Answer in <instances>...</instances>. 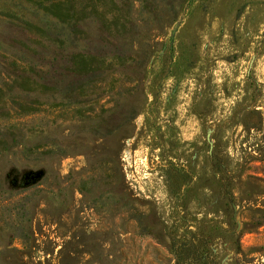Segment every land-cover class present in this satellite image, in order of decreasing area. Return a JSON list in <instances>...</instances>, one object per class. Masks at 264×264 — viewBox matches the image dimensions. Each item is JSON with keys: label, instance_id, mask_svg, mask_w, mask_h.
I'll list each match as a JSON object with an SVG mask.
<instances>
[{"label": "rangeland", "instance_id": "1", "mask_svg": "<svg viewBox=\"0 0 264 264\" xmlns=\"http://www.w3.org/2000/svg\"><path fill=\"white\" fill-rule=\"evenodd\" d=\"M122 1L129 37L94 18L87 40L59 49L33 28L55 20L42 0H0V88L13 89L0 129L18 139L0 173L27 197L30 229L12 238L14 209L0 208V264H264V0H158L175 23L145 22L150 0ZM128 48L141 56L117 83L94 78L81 104L55 107L67 55Z\"/></svg>", "mask_w": 264, "mask_h": 264}, {"label": "trees", "instance_id": "2", "mask_svg": "<svg viewBox=\"0 0 264 264\" xmlns=\"http://www.w3.org/2000/svg\"><path fill=\"white\" fill-rule=\"evenodd\" d=\"M44 3L41 4L44 12L51 15L55 20L47 29H38L32 25L27 27H33L38 33L53 36L54 41L57 42L58 48L61 49L65 46L67 40L71 42H81L87 40L88 33L84 30L83 26L85 22L89 19L98 20L100 28L98 32L104 34V36L114 40L119 41L121 38L129 37V31L126 30V25H132L136 28L135 20L132 18V10L129 5H126L121 0H42ZM120 1V2H119ZM179 2V0H172L173 2ZM160 1L150 0V3L146 5L145 14L147 19L144 20L148 22L150 16L154 21H164L169 23H175L180 17L177 8H169V11L165 8H157L156 5ZM153 5L150 7V5ZM182 3H177L180 5ZM46 6V7H45ZM127 7V9H125ZM156 7V8H155ZM171 14V15H170ZM166 20V21H165ZM46 32V33H45ZM76 48V47H75ZM132 49L128 48L126 51L122 50L120 52H129ZM130 54L135 56L125 57L124 54L121 56L109 55L107 52L102 51H90V50H79L73 51L67 55V67L64 69L65 73H59L52 79L51 84L55 86L54 93H56L59 98H54L55 107H61L65 104V101L69 99H74V104L79 105L81 101L78 97L83 96V89L87 84L94 82L93 79L97 78L99 81L103 82L110 79V82L117 83L115 78V71L120 64H128L129 60H138L140 54ZM117 59L121 63H117ZM144 60V59H143ZM142 62V61H141ZM115 80V81H114ZM21 81L24 84H28L33 87V90L43 89L46 90L45 83H41L40 80L36 81L30 76L22 77ZM16 84V81H14ZM64 86L59 88V84ZM20 85V82L17 83ZM13 89H3L0 88V106L4 104L7 96H12ZM18 110L23 114H30L36 111L31 107V104L22 103L18 105ZM7 113L2 111L0 108V118L4 117ZM124 119H127L124 112ZM130 118V117H129ZM5 137H9V140ZM17 137L14 133L8 130L0 129V159L4 154L11 150L12 146L18 142ZM21 140V139H20ZM19 140V141H20ZM11 142V143H10ZM15 197L13 192L9 191L0 173V202L2 206L0 208H13V211H9L6 214L7 224L4 228L6 231L12 235V238H18L20 240L25 239L28 236L29 224L28 219L22 218V213L18 209H25L24 214H27V199L26 196L20 197L19 199ZM23 201V202H20Z\"/></svg>", "mask_w": 264, "mask_h": 264}]
</instances>
